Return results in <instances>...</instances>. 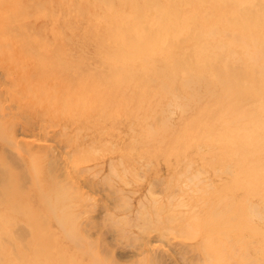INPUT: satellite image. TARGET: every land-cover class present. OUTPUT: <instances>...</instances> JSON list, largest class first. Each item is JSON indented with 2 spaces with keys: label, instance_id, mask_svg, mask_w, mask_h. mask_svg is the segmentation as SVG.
<instances>
[{
  "label": "bare ground",
  "instance_id": "bare-ground-1",
  "mask_svg": "<svg viewBox=\"0 0 264 264\" xmlns=\"http://www.w3.org/2000/svg\"><path fill=\"white\" fill-rule=\"evenodd\" d=\"M34 15L40 19L43 18L45 23L42 25H40L41 21L37 23L36 20L38 18H36V20L34 19V21L32 19ZM46 29L48 31H45ZM72 43L78 44V57L68 49L69 45ZM7 48L9 50L12 48L11 52H7V54H9V61L16 64L14 70L17 69V71H19V66L23 65L21 59L24 55V51H26L27 55L30 57V59L28 58L29 62L33 64L38 63L37 67L35 64L33 66L35 67L31 73L33 77L42 74L49 75L52 71L45 69V60L56 58L60 67L58 72H61V74L74 77L88 76L87 78L98 79L95 83L96 85L129 88L132 93L129 92L130 95H122L120 97L121 101L126 102L134 100L133 102L137 103H133V105L141 107L138 110L142 111L143 115L137 116V122L140 120V124L143 125V129L140 133H149L151 137L154 138L153 140L158 144V146L154 147L155 152L156 149H159L160 153H162L161 156L164 158L175 157L178 160L176 163H167L168 168L173 173L176 172L179 164L184 165L186 170L191 169L196 160L200 161L205 167H215V169H217V167H225L226 169L215 171L214 174H207L208 176L203 178L201 176L206 174L203 170H200L203 171V173L201 172L202 174H199V171L198 174L196 173V176L192 175V178L183 180L181 179L183 174L180 175L181 177H179L180 179H178L176 183L180 190L184 192L183 198L186 200L182 203H171L172 200H174L173 198L171 199L172 195L169 197L171 202L165 200L169 202L168 204H163V201L154 202V198H151L154 195L150 194L152 196L149 197L153 201L151 202L153 203V206H151L153 208L152 211L155 210L156 213L154 215L156 216V218L154 217V219H156L155 222L171 228L174 233L178 230L179 233V230L185 231L192 225L191 219H194L195 215L198 218L200 216L203 218L205 217L208 223H206V227L209 229V236H206L207 239L205 238L203 240V242L206 240L205 243H208L209 247H207L208 245L206 244L208 249H203L204 247H201L203 254H205V258H208L210 261L214 262V264H264V0H0V56L2 53L4 55L5 52L2 49L7 50ZM54 48L60 51L59 53L61 56L58 52H54ZM25 59L27 60V58ZM25 59L23 62H28L25 61ZM17 62H19L20 65L17 64ZM32 63H30V65ZM26 64L27 63H25V66ZM43 67L45 68L42 69ZM24 68L25 72L22 67L20 68L21 74L27 73L29 75L32 67L28 70H26V67ZM24 76L26 77V75ZM2 79L4 80L3 76ZM108 79L111 81L108 82ZM47 80L49 81V79ZM51 80L52 79H50V82ZM28 82L25 80V84ZM6 84L8 85L7 82ZM45 84L47 83L44 82L43 85ZM38 85H40V83H38ZM1 86L2 85H0V87ZM8 86L11 87V85ZM30 86L32 87L33 85ZM52 86L55 91V83ZM12 88L13 87L10 89ZM28 88L29 86L27 89ZM46 88H49V86ZM37 89L39 88L37 87ZM6 91L5 93H7ZM51 91L52 90H50V92ZM87 94L90 96L89 92ZM39 95L44 96L43 94ZM54 95H51V100H53V98L55 99ZM6 99L7 97L5 100ZM8 99L10 101V98ZM45 100H47V103L52 102H49L50 99L48 98L44 99V102ZM38 101L41 102L42 100ZM53 101L56 102L57 100ZM85 102L81 103L86 105ZM11 103L13 102L10 101V106ZM115 103H120V101ZM2 106L3 104L0 107L2 108ZM51 106H53L52 103ZM62 106L64 105H61V107ZM13 108L15 109V107ZM47 108L49 109V107ZM67 108L68 107H66V109ZM57 112L58 111H56L54 115H56ZM61 112L63 113V111ZM41 122L42 121H40V124ZM42 123L44 124V122ZM30 127L32 129V126ZM41 128L42 127H40V130H43ZM47 128H44V131ZM47 130H49V128ZM1 134L3 135V132ZM44 134L48 135L47 132ZM28 135L32 134L28 133ZM19 136L18 138L21 137ZM3 138L4 137H0V140ZM7 140L8 143L11 144L12 142L10 141L13 139L6 138L4 141L6 142ZM15 140L17 141V138ZM22 140H26V138H22ZM43 140L41 141L43 142ZM18 145L19 144H16V146ZM26 145L29 144L27 143ZM12 146L14 147L13 144ZM5 148L4 146V149ZM23 149L21 150L23 151ZM149 150L150 148H148V151ZM5 151L8 150L5 149ZM32 152L37 153L38 151L34 150ZM96 154L98 153L96 152ZM31 155L33 154L31 153ZM54 156L57 158V155L54 154ZM48 157L50 156H47V158ZM10 158L13 160L15 157L13 156V158ZM211 158L214 161H206ZM11 159H9V161ZM68 159L70 164L72 163L74 166V161L76 160L74 159V161L71 162V153ZM68 161L66 162L69 164ZM22 163L21 161V164ZM0 165L4 168L7 167L4 166V163ZM15 165L13 167H18V165ZM75 165L77 166V163ZM68 166L67 168L69 169L72 167L71 165L70 167ZM74 167L73 171H76ZM52 168L54 169L53 166ZM33 169H36V167L34 166ZM48 169L51 168L49 167ZM89 169L90 168H88V170ZM92 169L93 168H91L90 171ZM37 170L35 172H37ZM114 171L115 170H113V172ZM7 173L9 172L7 171ZM36 174L37 173L34 175ZM93 174L97 175V173ZM112 174L116 176L115 173H111V175ZM73 175L75 176L76 174ZM72 177L73 176L70 178ZM93 177L94 176L91 178ZM76 178L78 179L79 177ZM60 180L61 179L52 182L58 185ZM3 181L5 185L6 181L2 180V182ZM25 181L27 183V180ZM103 181L105 180L103 179ZM160 182H165V180H160ZM156 183L158 182H155V184ZM103 184L106 185V183ZM0 185H2V183ZM57 185L54 189H58L59 191L60 187ZM26 188L25 186V189ZM61 188L63 189L64 187L62 186ZM65 188L63 189L64 191L60 189V192L67 195ZM69 189L67 188L66 190L69 191ZM81 189L87 190V188L83 187ZM118 189L120 190V188ZM118 189H116V192H118ZM55 190L54 194H57L58 191L55 192ZM174 190H176V188ZM39 191L41 192V190ZM157 191H159V189ZM63 193L57 194V196L64 195ZM160 193L162 194L163 191ZM174 194L176 195V191H174ZM15 195L16 193L14 197ZM41 195H45L47 197L45 202H49L48 195ZM7 196L5 195V200L8 198L10 199L13 194L8 198ZM61 198L63 197L61 196ZM77 198H79L78 195ZM67 200L70 203V198L64 199L65 202ZM82 200L84 201V199ZM86 200V202L89 201L88 196ZM61 201L62 200H59V202ZM145 201L149 204V200L146 199ZM7 202L9 203V201L5 203ZM49 203L51 204V202ZM57 203L58 201L56 204ZM140 203L139 212L137 210L139 215L137 216H140V218L145 216L146 219L147 216L144 215L142 211L147 207V203ZM3 204L2 206L7 205L8 208H0V264H83L82 261L78 260V250L77 253H69L63 249L64 246L62 248L56 246L59 244V236L57 237L54 235L56 233H49L45 224L37 226L38 228L34 227L33 229L34 222L32 223L29 218L24 221H18L14 218L13 214L15 212L13 204ZM56 204H54L53 208H55ZM62 204H64V202H62ZM14 205L16 204L14 203ZM19 205L16 206L19 207ZM64 206L65 205H63V207ZM69 206L65 208L69 210V208H71V206ZM122 207L121 209L125 211ZM126 208H128V206ZM61 212L65 214L63 210ZM23 213L25 212H22V214ZM54 213L55 210L53 214ZM63 214L61 216H63ZM72 214L73 213H70L67 216H71ZM78 215H80V213L77 214V216ZM110 215L111 212L109 217ZM124 215L121 217H124ZM77 216L72 217L77 218ZM112 216L114 215L112 214ZM53 217L55 220V216ZM67 218L62 220V222L64 221L63 233L66 234L64 236L66 238L68 235L71 239L69 241H73L74 244L78 246V234L81 231L78 232L76 221L72 222L70 219L71 217L69 218L70 220L67 221ZM77 220H79V217ZM103 220L106 221L105 218H103ZM126 220L128 219L125 218V221ZM130 220L131 219L126 223H130ZM194 220L196 222V219ZM111 221L113 220L111 219ZM134 223L131 222L127 227H138V225L136 226ZM136 223L138 224L139 222ZM146 224L147 227H151L149 226L151 224L152 226H156V224L153 225V223ZM63 225L60 229H62ZM203 225L205 226V221ZM139 226L142 227V224ZM49 227L51 226H48V228ZM145 227L146 225L144 228ZM144 228L142 227V229ZM145 229L147 230V228ZM163 230H165V234H169V232L166 233V229ZM197 230L199 229L197 228ZM173 232H170L172 233L170 236L174 235ZM185 232H183L184 235H186ZM81 233L84 232L82 231ZM181 233L176 235L179 237ZM189 233L190 232H188V234ZM211 234H215V236L219 235V237H213L214 235L211 236ZM174 237L176 236L174 235ZM157 240L160 239L157 238ZM82 241L83 240H81V242ZM156 241L155 243H161ZM166 241L167 240H165V242ZM100 242L103 243L104 241ZM176 243H178V241ZM179 243L181 244V242ZM169 244L171 247V243ZM89 245H91V242ZM149 245H151V243ZM198 245L200 244L198 243ZM166 246H163V248L167 249L168 246ZM195 246L194 249L196 248ZM90 248L88 246L89 256L92 259H90L91 264H102L100 256L93 252L95 247L93 248L94 250L92 249L93 251H91ZM151 249H149V251ZM155 252L153 253L154 255H156ZM162 252L164 251H161V253ZM161 253L159 252V254ZM199 254L200 253H198V255ZM143 255L141 254L142 258ZM164 256L166 257V255ZM167 258H169V256H167ZM167 258H165V262ZM143 259H148V257ZM159 260L155 262H159ZM186 261L187 260H185V262ZM168 262L169 261H167V263ZM187 262L185 264H187ZM205 262L207 263L208 261L205 260ZM144 263L145 262L142 264ZM174 264L176 263L174 262ZM188 264L192 263L189 262ZM200 264H202V262ZM208 264L212 263L208 262Z\"/></svg>",
  "mask_w": 264,
  "mask_h": 264
},
{
  "label": "rangeland",
  "instance_id": "rangeland-1",
  "mask_svg": "<svg viewBox=\"0 0 264 264\" xmlns=\"http://www.w3.org/2000/svg\"><path fill=\"white\" fill-rule=\"evenodd\" d=\"M35 16L36 15H34V17H32L33 20L34 19L36 20V18H38ZM40 21H41V23H40ZM36 22L40 23V25L45 23L43 18H41V19L38 18L36 20ZM45 31H48V30L46 29ZM38 33H37V35H38ZM4 48H6V47H4ZM54 49H55L54 52H58V53L60 52L56 48H54ZM68 49L71 50V52L76 54L78 57V44L77 43L70 44ZM2 50L5 52H4V55L2 53L0 56V77H1L0 81H2V82H0V85L3 86V87L2 86L0 87V96H1L0 97V106L3 104L2 108L0 107V116H1L0 117V134L3 132V135L1 134L0 137L1 138L4 137L5 138V139L3 138L4 140H6V138H8V139L11 138L14 141H16L15 140L16 138H17V141L22 140V138H24V139L26 138V140L20 141L23 143H20L17 141L14 142L13 140H11V141L9 140L10 142H12L11 144L8 143V140L6 141L7 143L3 139H2L3 141L0 140V164L4 163V166H7L4 168L0 165L1 166L0 184L2 183V185H0V202L2 204L3 203L4 204H9V203L13 204V209L15 212L13 214L14 218H16L18 221H21V220L24 221V220L29 218L32 221V223L34 222L33 223L34 224L33 229H34V227L45 224L49 233H52V234L56 233L54 235H56L57 237L59 236L58 237L59 238V244L56 246L61 247V248L64 246L63 249L65 251H68L69 253H77V250H78V260L82 261L83 264H91V261H90L91 258L89 256L88 246H89V248L91 247L90 248L91 251H93L95 249L93 252L100 256V260H101L102 264H104V261H105V264H142L143 262H145L144 264H149V263L150 264H154V263L155 264H157V263L165 264V263H167V261L170 262V263L168 262L167 264H174V262L176 264H182L184 262L183 264H185L187 261H188L187 264L189 262L192 264H200L202 262V264H204L205 260L208 261L209 263L214 264V262L210 261L208 258H205V256H204L205 254H203V250H202L203 247H204L203 249L209 247V244L205 243L206 240L203 242V240L205 238L207 239V237L209 236L208 235L209 229H208V227H206V225L208 223H207L205 217L203 218L202 216H200L198 218L195 215L194 219H196V222L194 219H191L192 220L191 221L192 222V225H191L192 228L190 226L187 230H185L186 232L184 230L183 231L179 230V233H181V231H182V233L178 237V235H176V234H179L178 230L175 231V233H174L171 228L163 226L159 223L157 224L155 222L156 219H154V217L156 218V216H154V215L156 213H155V210L152 211L153 208L151 206H153L152 205L153 203H151V202H153L152 199L154 198V202L155 201H158V202L163 201V204H168L169 202H171L169 197H170V195H172L171 199L173 198L175 201L172 200L171 203H174V202H175L174 204H178V202L182 203V202H184V200H186L185 198H183L184 192L180 190V188L178 187V185L176 183V182H178V179H180L179 178V177H181L180 175L183 174V176L181 177V179L183 180L186 178H192V175L196 176V173L198 174V172L200 170H203L206 172V174L201 176L203 178V177H207L208 176L207 174H214L215 171H218V170L222 171L226 168L225 167H217V169H215V167H205V165L201 164L200 161L196 160L195 164L192 165L191 169L186 170L184 165L179 164V166L176 169V172L173 173L168 168L167 163H173V162L176 163V161H178V160L175 157L164 158L163 156H161L162 153H160L159 149L157 150L155 148L156 149V152H155L154 147L158 146V144H157V142L155 143V140H153L154 138H152L149 133H146V134L140 133L141 130L143 129V125L140 124V120H139V122H137V116L143 115L142 111L138 110L141 107H137V106L133 105V103H137V102H133L134 100L133 101L130 100V101H126V102L121 101L120 97L122 95H124V94L130 95V93H132V92H130L131 90L129 88L111 87L110 85H105V86L99 85V84L96 85L95 83L98 81V79L87 78L88 76H85V77L75 76L74 77V76H68V75L61 74V72H58V70H60V67H59V62L56 61V58H49V59L45 60L44 64H45L46 68L43 67L42 69L45 68L47 70H51L52 72H50L49 75L42 74V75H35L33 77V75H31V73L33 72V68H35L33 66L35 64V66L37 67L38 63L33 64L32 62H29L28 58L30 59V57L27 55L26 51H24V55H25V53H26V55L25 56L23 55V57L21 59L23 65L19 64L20 61L17 62V64H19L20 65L19 67L20 68L22 67L23 70L25 69L24 67H26V70H28L30 67H32V70H31L29 75L27 73L21 74L20 68H19V71H17V69L14 70L15 69L14 67L16 66V64H13L11 61H9L10 58L8 59L9 54H7V52L10 53L12 48L10 50L7 48V50H9V51H7L5 49H2ZM59 55H60V53H59ZM25 58H27V60ZM24 59H25V61H28L29 63L23 62ZM25 63H27L28 65L26 64V66H25ZM30 63H32L33 65L32 64L30 65ZM85 63H86V61H85ZM24 72H25V70H24ZM21 75L23 76V79H22ZM24 75H26V77ZM2 76H3L4 80L2 79ZM24 77L27 79H25ZM24 79L27 80V82L29 81L27 83L28 85L25 84ZM47 79H49V81ZM50 79L53 80V83H52V80L50 82ZM109 81H111V80L108 79V82ZM6 82L8 83V85H11V87H13V88L10 89L11 87H9L6 84ZM44 82L47 84L43 85ZM38 83H40V85H38ZM54 83H55V88H54L55 91L53 90V86H52ZM73 83H74V86H73ZM88 83H93L94 85L88 84ZM41 84H42V86H41ZM56 84H57V86H56ZM30 85H33V86L31 87ZM28 86H29V88L27 89ZM40 86H41V89H40ZM48 86H49V88H46ZM6 87H7V89H6ZM37 87L39 89H37ZM44 88H46V89H44ZM50 88H52V89H50ZM49 89L52 91L50 92ZM126 90H127V92H126ZM5 91L7 93L8 92L9 93L7 94V93H5ZM11 91H14V92H11ZM88 92L90 93L89 94L90 96H88V94H87ZM38 93L43 94L44 96H40ZM6 94H7V96H6L7 99L5 100ZM54 94H56L57 96ZM33 95H35V96H33ZM49 95H50V97H49ZM51 95L52 96L54 95L55 99L53 98V100H57L56 102L51 100ZM78 97H80V98H78ZM8 98H10V101L13 102V103H11V106H10V101ZM46 98L50 99L49 102L52 101L51 103L53 106H51V103H47V100H45V102H44V99H46ZM76 98H78V99H76ZM37 99L42 100V101L39 102ZM84 99L86 102L84 101ZM118 101H120V103H115ZM81 102H83V103L85 102L86 105L82 104ZM93 102H94V104H93ZM4 103H5V105H4ZM39 103H41V104H39ZM12 104H13V107H15V109L12 107ZM37 104H39L40 106ZM61 105H64L65 107L64 106L61 107ZM40 107H42V108H40ZM47 107H49L50 111ZM66 107H68V108L66 109ZM83 108H85V109H83ZM54 110L58 111L56 113V115H54L56 112ZM61 111H63L64 114ZM16 114H17V116H16ZM61 114H63V115H61ZM21 118H23L24 120ZM40 121L44 122V124L41 122V124H42L41 125ZM29 122L31 125L29 124ZM34 124L37 126H35ZM30 126H32V129ZM47 126H48L49 130H47L48 129ZM40 127H42L41 129H43V130H40ZM62 127H64V128H62ZM44 128H47V129H45V131H44ZM38 130H40V131H38ZM78 130L79 131L82 130V131L79 132ZM46 132L48 135L44 134ZM16 133L18 134V136L21 134L20 136L21 137L24 136V137L21 138L19 136L20 138H18ZM28 133L29 134L31 133L32 135H28ZM26 135H27V137H26ZM33 135H34V139H33ZM35 138H37V139H35ZM46 138L49 140H47ZM41 140H43V142ZM31 141H33V142H31ZM52 141H54V142H52ZM44 142H46V143H44ZM76 142H77V144H76ZM24 143H25V145H24ZM27 143L29 145H26ZM33 143L36 145H34ZM38 143H40V144H38ZM12 144L14 145V147L12 146ZM16 144H19V145L16 146ZM55 144H60V145H55ZM116 144L119 146L120 149L118 148V146ZM4 146L6 147L5 149H7L8 151L10 150L11 152L9 151V153H8V151H5ZM41 146H43V147H41ZM23 147H24V149H23ZM50 147H52V148H50ZM29 148H30V150H29ZM148 148H150L149 151H148ZM21 149H23V151ZM62 149H64V150H62ZM34 150L38 151V152L37 153L32 152ZM58 152H60V153H58ZM96 152L98 154H96ZM28 153H30V154H28ZM31 153L33 155H31ZM70 153L72 154L71 162H73L74 159L76 160V161H74L75 167L73 166L72 163L70 164V162L68 161ZM35 154H36V156H35ZM54 154L57 155V158L54 156ZM7 155H8V157H7ZM13 156L15 158L12 160L10 157L13 158ZM47 156H50V157L47 158ZM16 157L17 158L19 157V158L17 159ZM59 158H60L61 162L59 161ZM9 159H11L10 161L12 163L9 161ZM30 160L33 162H31ZM65 160L68 161L69 164ZM14 161H15V163H14ZM21 161L23 162L22 164H21ZM49 161L51 164L49 163ZM51 161H54V162H51ZM110 161H111V163H110ZM206 161L211 162L214 160L211 158V159H207ZM60 163H63V164H60ZM76 163H77V166L75 165ZM14 165L15 166L18 165V167H13ZM33 165L36 167V169H33L34 168ZM54 165L56 166V168ZM66 165L67 166L69 165L68 167H70V165H71L72 167H70V169H72V170L67 168ZM52 166L54 167V169L52 168ZM19 167H20V169H19ZM49 167L51 169H48ZM73 167L76 171H73ZM2 168H4V169H2ZM88 168H90V169L93 168V169L90 171V169L88 170ZM5 169H6V171H5ZM9 169L11 170V172ZM67 169L69 170V172ZM112 169L115 171L113 172ZM36 170H37V172H35ZM77 170H79V171H77ZM7 171L9 173H7ZM89 171H90V173H89ZM110 171H112V172H110ZM125 171H127V172H125ZM203 171H200L199 174L201 172L203 173ZM38 172H39V174H38ZM87 172H88V174H87ZM22 173H24V174H22ZM35 173H37V174L34 175ZM93 173H95V174L97 173V175H94ZM111 173H115L116 176H114L113 174H112L113 175L112 176ZM177 173H178V175H177ZM54 174H55V176H54ZM73 174H76V175L74 176ZM91 174H92V176H94L93 177L94 180H93V178H91L92 177ZM108 175H110V176H108ZM22 176H23V178H22ZM69 176L70 177L73 176V177L70 178ZM76 177H79V178L77 179ZM20 178H22L23 180ZM29 178H30V181H29ZM35 178H37V179H35ZM59 179H61V180L58 183V185L55 184V182L54 183L52 182V181H59ZM103 179L105 181H103ZM2 180L6 181L5 185H4V181L2 182ZM18 180H19V182H18ZM25 180H27V183ZM160 180L161 181L165 180V182H160ZM28 181H29V183H28ZM39 181H40V183H39ZM86 181H87V184H86ZM102 181H103V183H106L107 186L105 184H103ZM42 182H43V184H42ZM155 182H158V183L155 184ZM23 183H25L26 185ZM37 183L39 186L37 185ZM59 184H60V186H59ZM69 184H70V186H69ZM154 184L156 187L154 186ZM3 185L5 187L7 186L6 187L7 189ZM56 185L58 187H60L61 191H64L63 189L66 187L65 191L67 192V195L64 194L63 192H60V189H59V191H58V189L55 190L54 187ZM61 185L64 187L63 189L61 188L62 187ZM25 186L27 187L26 189H25ZM149 186H150V188H149ZM82 187L87 188V190L81 189ZM113 187H114V189H113ZM36 188H42V189H36ZM49 188H51V189H49ZM67 188L68 189L72 188L71 190L73 192L70 189H69V191L66 190ZM118 188H120L121 191ZM175 188H176V190H174ZM9 189H11V190H9ZM53 189L55 190V192H57V191L59 192V193L57 192V194L63 193L64 195H60V196L58 195L59 196L58 197L57 194H54ZM75 189H77V190H75ZM116 189H118V192H116ZM149 189H150V191H149ZM158 189L160 192L163 191V193L161 194L159 191H157ZM39 190H41V192ZM155 190L159 193H157ZM174 191H176L177 196L174 194ZM179 191H181V192H179ZM126 192H128L129 194ZM15 193H16V195L14 197ZM3 194H5L6 196L8 195L7 198L9 196H12V194H13V196L10 198L12 201L9 198L8 199L6 198L7 200H5L4 199L5 195H3ZM41 194L48 195L49 196L48 199H49V202H51V204L48 201H47L48 203L45 202V200H47V197L45 195L42 196ZM50 194H51V196H50ZM150 194L154 195L155 197L153 196V197H151L152 198L151 199L149 196H152V195H150ZM77 195L79 198H77ZM157 195H158V197H157ZM61 196L63 198H61ZM87 196H88V200L90 201V202L88 201L89 203L86 202ZM165 196H166V198H165ZM66 198L67 199L70 198L71 204L69 203L68 200L66 202L64 201V199L66 200ZM58 199L62 200V201L59 202ZM79 199H81V200H79ZM82 199H84V201ZM146 199L149 200L148 201L149 204L147 203V201H145ZM165 200H167V201L169 200V202H167ZM4 201L5 202L9 201V203L8 202L5 203ZM57 201L59 203V204L57 203L58 205L56 204ZM78 201H80V202H78ZM81 201H83V202H81ZM62 202H64V204H62ZM138 202L139 203L140 202L141 203H144V202L147 203V207L144 208L142 211L143 214L147 216L146 219H145V216H143L142 218H140V216H137V215H139L137 213V210H138V212L140 210L139 209L140 205ZM1 203H0V208L4 209L7 207V205H4V204H3L4 206H2ZM14 203L17 206L20 203L19 207L14 205ZM112 203H114V204H112ZM54 204H56L55 208H53ZM49 205H51V206H49ZM63 205H65V206L63 207ZM69 205L71 206L72 209L69 208L70 207ZM87 205H91L92 208H91V206H87ZM123 205L124 206L127 205L128 208H126L127 206L124 207ZM29 206H30V208H29ZM66 206H69L68 207L69 210L67 208H65ZM119 207H120V209H119ZM121 207L123 209H125V211H123L121 209ZM51 208H52V210H51ZM53 209L55 210L54 214H53V212H54ZM60 209H62L65 214L67 213L66 216H65V214H63L61 212L62 210H60ZM29 211H30V214H29ZM22 212H25V213L22 214ZM60 212L63 214V216H61L62 214ZM78 212L80 213V215L77 216V214H79ZM110 212H111V215L109 217ZM70 213H73V214L71 216L70 215L67 216ZM107 213H108V216H107ZM112 214L114 216H112ZM32 215H34V216H32ZM123 215H124V217H121ZM53 216H55V220H57V219L59 220L60 224H59L58 220L57 221L54 220ZM72 216H74V217L77 216V218L79 217V220H77V218H73ZM136 216L139 218H137ZM56 217H57V219H56ZM63 217L64 218H67V217L70 218L71 217L70 219L72 220V222L76 221V225H78V232H80V231L84 232V233L80 232L81 234L80 233L78 234V246L79 247L76 244H74L73 241H69L71 239H70V237H68V235H67L68 238L67 237L65 238L64 235H66V234L63 233V231H64L63 222L64 221L62 222V220H65V219ZM201 217H202V219H201ZM31 218H33L34 220ZM61 218H63V219H61ZM69 218H67L66 220L69 221L70 220ZM103 218H105L106 221L103 220ZM107 218H108V220H107ZM110 218L113 221H111ZM125 218H127L128 220L125 221ZM43 219H44V221H43ZM129 219H131L130 221L132 223L135 222L134 225H136V226L138 225V227H127V225H130V223H131V222L126 223L127 221H129ZM139 219H141V220H139ZM35 221L36 222L38 221V222L36 223ZM204 221H205V226L203 225ZM44 222H46V223H44ZM136 222H139V223L141 222L140 224H142L143 228L146 225L145 228H147V230L145 228L142 229V227L139 226L140 224L139 223L137 224ZM35 223H36V225H35ZM39 223H41V224H39ZM146 223H148V224L153 223V225L156 224V226H152V224H151V225H149L151 227H147ZM120 224H122V225H120ZM62 225H63V227H62V229H60V227ZM48 226H51V227L48 228ZM197 228L199 230H197ZM204 228H206V229H204ZM122 229H123V231H122ZM139 229H140V232H139ZM163 229H166V231H167L166 233L169 232V234H165L164 233L165 230H163ZM59 230H61V231H59ZM65 230H66V228H65ZM156 231H158L159 233ZM170 232H173V234L176 237H174V235L170 236L172 234ZM183 232H185V234L187 236L184 235ZM188 232H190V233L188 234ZM194 233H196V234H194ZM84 235H85V237H84ZM90 235H91V237H90ZM194 235H195V237H194ZM211 236L219 237V235L215 236V234H211ZM152 237H154V238H152ZM157 238L160 240H157ZM163 238H165V239H163ZM177 238H179V239H177ZM168 239H171V240H168ZM184 239H186V240H184ZM81 240H83V241L81 242ZM156 240L161 242V243H158ZM162 240H164V241H162ZM165 240H167L166 241L167 243L165 242ZM191 240H194V241H191ZM100 241H102V242L104 241V242L101 243ZM155 241L157 243H155ZM177 241H178V243H176ZM199 241H201V242H199ZM90 242H91V245H89ZM179 242H181V244ZM150 243H151V245H149ZM169 243H171V247H170ZM198 243L201 246L198 245ZM157 244H159V245H157ZM205 244L208 246L206 247ZM159 246H160V248H159ZM163 246H166L167 249L163 248ZM194 246L196 247L195 249H194ZM151 247H152V249H151ZM112 248H113V250H112ZM149 249H151V250L149 251ZM187 249H188V251H187ZM191 249L192 250L194 249V250L192 251ZM196 249H198V250H196ZM109 250H110V252H109ZM160 250L164 251L162 253L164 255H166V257L161 253ZM169 250H171L172 252ZM145 252L147 255L145 254ZM154 252L156 253V255L153 254ZM159 252L161 254H159ZM173 252H175L176 254ZM139 253H140V256H139ZM196 253H197V255H196ZM198 253H200V254L198 255ZM141 254L142 255L144 254L143 258L148 257L149 260L143 259ZM158 254H159V256H158ZM190 254H191V256H190ZM160 255H163V256H160ZM177 255H179V256H177ZM167 256H169V258H167ZM137 257L139 260L137 259ZM165 258H167L166 262H165V260H166ZM158 260H159V262H155ZM171 260L174 262H172ZM185 260H187V261L185 262ZM197 260L199 263L197 262ZM116 261H118V262H116ZM162 261H164L165 263ZM208 262L207 263L205 262V264H208Z\"/></svg>",
  "mask_w": 264,
  "mask_h": 264
}]
</instances>
